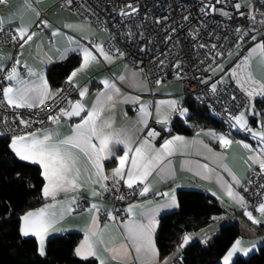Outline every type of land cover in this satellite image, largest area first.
Listing matches in <instances>:
<instances>
[{
  "label": "crops",
  "instance_id": "obj_1",
  "mask_svg": "<svg viewBox=\"0 0 264 264\" xmlns=\"http://www.w3.org/2000/svg\"><path fill=\"white\" fill-rule=\"evenodd\" d=\"M1 27L20 37L2 89L11 106H35L54 96L58 87L50 84L47 67L78 57L66 80L78 88L81 115L71 120L60 117L8 141L11 151L37 165L43 177L41 193L46 201L23 213L18 226L22 236L36 240L38 254L44 255L49 237L72 232L73 255L93 259V264H170L180 247L159 260L155 244L159 218L178 208L177 190L189 188L205 191L223 209L205 227L188 231L190 240L209 244L221 225L236 220L241 235L219 262L229 264L256 250L264 240V233H256L254 227L264 225V197L254 209L240 207L241 185L251 168L264 166V143L255 139H264L263 107L250 101L234 118L254 137L209 126L192 133L171 132L152 142L142 135L149 121L170 126L174 117L188 115L187 95L178 78L148 86L141 73L105 53L106 30L79 19L60 0H0ZM263 36L264 25L250 37L244 66L233 65L232 49L233 57L224 66L229 73L222 74L224 81L233 78L264 99ZM10 55V47L0 46V68ZM248 78L257 85H249ZM106 175L144 187L125 206V219L111 215L100 219L101 211L112 209V202L99 195ZM81 196L90 205L74 212L72 206Z\"/></svg>",
  "mask_w": 264,
  "mask_h": 264
},
{
  "label": "built area",
  "instance_id": "obj_2",
  "mask_svg": "<svg viewBox=\"0 0 264 264\" xmlns=\"http://www.w3.org/2000/svg\"><path fill=\"white\" fill-rule=\"evenodd\" d=\"M60 4L79 19L106 30L108 35L102 44L105 53L141 73L148 86L157 80L178 78L183 93L218 117L226 127L225 132L231 129L254 137L240 128L234 118L250 101L263 98L246 91L233 78L219 80L211 74L210 67L217 55L223 57L233 48H236L233 65L244 66L248 62L250 37L264 25V0H60ZM43 17L40 13L39 18ZM19 43L20 37L13 29L0 28V46L11 48L8 61L0 68V134L8 139L55 122L78 91L77 86L65 79L56 94L41 104L9 105L2 89L15 63ZM229 69L224 73H229ZM247 83L257 85L251 78ZM169 131L167 122L151 120L142 135L158 142ZM255 139L264 143L263 138ZM143 191L140 183L128 184L106 175L99 195L112 202V209L101 211V221L109 215L127 218L125 206ZM241 194L240 207L254 209L264 197V166L248 171ZM89 205L88 199L81 196L72 210L79 212Z\"/></svg>",
  "mask_w": 264,
  "mask_h": 264
},
{
  "label": "trees",
  "instance_id": "obj_3",
  "mask_svg": "<svg viewBox=\"0 0 264 264\" xmlns=\"http://www.w3.org/2000/svg\"><path fill=\"white\" fill-rule=\"evenodd\" d=\"M250 43V40H249ZM264 51V36L262 37ZM78 64L77 56L54 62L47 67V76L52 86L58 87L69 72ZM264 108V99H254ZM184 105L188 115L174 117L171 132L192 133L199 128L214 127L225 131L224 123L203 104L186 96ZM228 129L226 132H233ZM9 139L0 137V264H93V259H79L73 255L75 233L54 235L47 239L45 253L37 252L36 240L19 233V220L23 213L46 201L41 193L43 177L37 165L18 158L10 149ZM178 208L162 214L155 235L159 260L172 255L188 231L205 227L211 218L223 209L217 200L200 189H178ZM256 233H264V225H254ZM241 235L236 220L220 226L218 234L209 244L192 239L170 264H221L219 258L228 246ZM229 264H264V240L246 257L237 256Z\"/></svg>",
  "mask_w": 264,
  "mask_h": 264
},
{
  "label": "water",
  "instance_id": "obj_4",
  "mask_svg": "<svg viewBox=\"0 0 264 264\" xmlns=\"http://www.w3.org/2000/svg\"><path fill=\"white\" fill-rule=\"evenodd\" d=\"M217 58H221V55H217ZM82 111H83V106L77 100V98H75L69 104V106L62 111L61 117L65 120L75 119L81 115ZM189 241H190V238L187 235V233H185L183 235V238H182L180 244H179V247L184 248L189 243Z\"/></svg>",
  "mask_w": 264,
  "mask_h": 264
},
{
  "label": "rangeland",
  "instance_id": "obj_5",
  "mask_svg": "<svg viewBox=\"0 0 264 264\" xmlns=\"http://www.w3.org/2000/svg\"><path fill=\"white\" fill-rule=\"evenodd\" d=\"M236 50V48H233V50L232 51H235ZM232 51L230 52V53H228V54H225L222 58H220V59H218V58H214V64L213 65H211V67H210V72H211V74L212 75H218V74H221V77H219L218 79L219 80H224L223 79V75L224 74H222L223 73V70H224V66L229 62V61H231V59H232V57H233V53H232ZM218 81V80H217Z\"/></svg>",
  "mask_w": 264,
  "mask_h": 264
}]
</instances>
